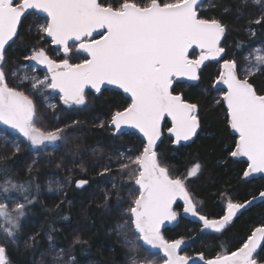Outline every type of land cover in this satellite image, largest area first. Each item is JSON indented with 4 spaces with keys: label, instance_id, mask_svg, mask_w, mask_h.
Returning <instances> with one entry per match:
<instances>
[{
    "label": "snow or ice",
    "instance_id": "obj_1",
    "mask_svg": "<svg viewBox=\"0 0 264 264\" xmlns=\"http://www.w3.org/2000/svg\"><path fill=\"white\" fill-rule=\"evenodd\" d=\"M251 2L262 9L257 18L249 20L247 30L255 35L252 25L264 27V0ZM241 3L247 4L248 0H241ZM199 6L200 0H147L146 3L118 0L117 4H106L102 0H0V124L16 130L27 142L28 150L58 147L70 127L42 130L38 121L44 119L47 111L39 110L29 90H20L22 81L10 86V78H16L18 73L6 71V46L10 41L14 42L22 17L30 10L46 14L44 22L36 25L37 32L42 40L50 38L64 57L50 58L43 47L33 48L30 55L24 56L26 61L46 66L51 74L44 79L33 77L30 90L43 96L42 104L46 110L54 112L57 104L52 102L55 96L45 95L42 89L58 93L60 103L69 106L85 105V89L90 87L99 93L105 84L122 89L131 98L127 107L115 111L110 118V126L117 133L127 126L143 137L141 148L120 152V159H127V163L120 165L121 178L127 173V179L136 186L129 194L130 206L121 213L123 222L115 226L129 248L130 264H157L158 259H163V264H188L189 257L177 253L184 240L169 241L161 235V225L165 221L171 223L178 219V213L173 210V203L178 198L184 201L183 212L201 223L202 231L218 234H222V230L245 208V203L229 200L223 216L209 219L200 214L186 186L187 178L196 176L200 165L195 164L187 177H181L172 176L159 161L157 148L161 121L165 117L172 122L168 132L174 137L173 144L191 140L200 127L198 105L173 94L174 80H199V70L204 62L223 59L226 52L221 41L227 25L217 18H202L198 14ZM237 12L242 14L239 8ZM94 33L100 38L96 39ZM194 47L200 49V55L190 59L189 50ZM73 48L77 53L85 54L79 63L70 62ZM256 52V64L248 69L243 79L237 74L236 61L223 59L213 85L226 87L222 102L227 108L229 127L237 134L235 149L229 155L246 158L244 177L264 173V95L258 94L250 82L264 65V54L259 49ZM78 123L73 121L71 126ZM99 126L104 127V122ZM13 147L16 152L21 151L19 141H14ZM28 170L31 171V165ZM81 170L86 171L85 168ZM110 171V166L105 165L98 175L104 176ZM75 183L77 188H83L89 181L79 179ZM112 187L115 189L117 185L113 183ZM52 190L49 185V191ZM11 191L25 194L29 186L13 183L11 179L0 184V193H3L0 198V220L3 221L0 222V238L15 242L20 220L26 214L25 208L34 202V198L23 195V202H16L9 208L3 201L10 199L8 193ZM259 196L264 199V191ZM108 200L105 193V208ZM121 200L117 195V206ZM48 239L51 241L52 237ZM262 242L264 224L254 228L235 251L211 259L200 255V259L204 264H259L257 255ZM141 248L143 258L138 252ZM0 264H10L7 249L2 244Z\"/></svg>",
    "mask_w": 264,
    "mask_h": 264
},
{
    "label": "trees",
    "instance_id": "obj_2",
    "mask_svg": "<svg viewBox=\"0 0 264 264\" xmlns=\"http://www.w3.org/2000/svg\"><path fill=\"white\" fill-rule=\"evenodd\" d=\"M102 2L117 4L118 0ZM138 2L146 3L147 0ZM238 8L242 14L238 15ZM261 11V7L251 0L247 4H242L241 0H214L208 7L199 9L202 18H217L227 25L221 41L226 49L223 59L236 61L237 74L245 54L258 48L264 54V27L252 25L255 35L247 30L249 20L257 18ZM32 18L41 17L35 13L26 14L19 24L18 36L6 48V71L18 73L16 78H10V85L17 84L18 76L25 74L29 80L22 83L20 90H29L39 110L47 111L45 125L48 128L70 127L58 147H41L37 153L27 151L24 141L20 142L21 151L16 152L0 139V184L11 179L13 183L29 186L25 194L11 191L8 193L10 199L5 202L12 208L15 206L10 203L13 198L18 202H23V195L34 198V202L25 208L26 214L20 220L15 242L0 238V244L6 247L10 264H130L129 248L115 226L123 222L121 213L130 206L129 194L136 186L127 179V173L121 178L120 152H127L130 147L141 148L142 142L133 133L116 134L110 123L100 127L96 122L98 118L110 122L111 115L127 107L128 100L113 90H105L99 95L86 92V109L60 104L53 113L46 110L42 104L43 96L30 92L29 81L33 74L24 59L37 44L49 43L34 32L32 21L35 19ZM73 57L83 59L80 53ZM220 71V64L210 62L201 68L195 84L174 83V94L198 105L200 130L192 143L176 146L165 134L169 128L165 122L157 148L160 164L168 168L172 176L187 177L195 164L200 165L198 174L187 178L186 186L193 201L199 204L200 214L209 219L223 215L224 198L244 203L264 191V177H244L245 160L229 155L235 149L237 137L229 127L222 92L213 86ZM250 82L258 94L264 95V65ZM73 121L79 123L71 126ZM105 165H109L111 171L104 176L98 175ZM79 179L88 180V185L77 189L75 182ZM113 183L117 188L112 187ZM49 185L53 189L51 192ZM105 193L109 196L107 208L103 206ZM117 195L122 198L119 206ZM175 209L180 210V205L177 204ZM261 224H264V202L246 210L222 234L201 232L198 224L180 217L175 225L163 230L162 236L169 241L185 240L187 245L183 254L187 257L203 255L205 259H211L235 251L251 234L252 228ZM58 252L61 257H57ZM138 252L144 253L142 248ZM257 259L259 264H264V245Z\"/></svg>",
    "mask_w": 264,
    "mask_h": 264
},
{
    "label": "rangeland",
    "instance_id": "obj_3",
    "mask_svg": "<svg viewBox=\"0 0 264 264\" xmlns=\"http://www.w3.org/2000/svg\"><path fill=\"white\" fill-rule=\"evenodd\" d=\"M213 1L214 0H205L204 3H203V5L200 8H206V7H208L209 5H211L213 3ZM17 2H19V0H17ZM32 19H35V18H32ZM35 20L32 21L33 22L32 23V29L34 30V32L36 34H38L36 25H37V23H43L44 22V19L43 18H40V19L36 18ZM38 35L41 36V34H38ZM40 47H43V48H45L47 50V54L49 53L48 55L50 56V58L57 59V60L64 58L63 57V53H60L58 51V48H56L55 45H53L51 43V41H49V43H47L46 45L43 44V43L42 44H37L33 48H35L36 50H39ZM33 48L26 55H30L31 54V51L33 50ZM258 49L261 51V54H262V50L260 48H258ZM256 50L257 49H254L251 52H248L247 54H245L243 56V59H242V62H241V66L239 67V72H238V75L242 79L247 74L248 69L251 68L252 66H254L256 64V61L254 59L255 55L257 54ZM75 53H77V52H76L75 48H73V52H72L71 57H70V62H72V63H75L74 60H76V61L82 60V58H80V59L74 58L73 56H74ZM199 55H200V51L193 50V51L190 52L189 58L190 59H194V58H197ZM25 62L27 63L26 64L27 65L26 67H28V69L31 70V72L33 74V76L31 77V80L29 81L30 87H31V84H32V78L33 77H36L38 79H44L45 76H49L50 75V73L48 72V69H47L46 66H43V65H35V62H32V61H26L25 60ZM210 62H216V63H218L220 65L223 63V62H221V58L210 59V60L205 61L204 64L201 66V68L204 67L206 64H208ZM34 68H35V70H34ZM201 68H200V70H201ZM39 71L40 72L42 71L43 73L40 74ZM17 80H18V83H20L21 81L22 82H25V81H27L29 79H28V77L25 74L22 73V74H20L18 76V79ZM44 94L45 95H48V94L53 95L50 89H47V91H45ZM53 96H55V95H53ZM52 102L53 103H56L57 104V107L60 106V104H61L60 101H59V96H55V99ZM129 103L130 102L127 101V106H128ZM87 104H88V101L86 99V104L83 105V106H77V108H79V109L80 108L81 109H86L87 106H88ZM61 105H63V104H61ZM65 106H67V105H65ZM52 113H53V111H52ZM96 122H97V125H100L101 122H104L106 124L107 123H110L109 121L106 120V122H105L103 119H100V118H98V120H96ZM45 124H46V121H44V119L38 121V126L41 127L42 130H44V131L51 130V128H48ZM0 127H1L0 128V139H2L5 144H10L11 145V146H9L10 148L13 147V142L14 141H19L21 143H22V141H24V138L22 136H20V134L16 130L9 128L8 125L0 124ZM168 133L169 132H168V129H167V131H166L165 134L168 135ZM11 136H13V138H11ZM24 144L26 146V150L28 151L27 142L24 141ZM130 148L131 149H138V148H134V147H130ZM130 148H128V149H130ZM128 149H127V151H128ZM31 152L37 153V151H31ZM38 153H41V152L38 151ZM120 161L123 162V163H127V159H120ZM2 197L3 196L0 195V198H2ZM228 201H229V199L227 197L222 200V206H223V208H225V206H226V204H227ZM3 202H5V201H3ZM16 202H18V201L13 198V200H11L10 203L11 204H15ZM195 203L197 205V208H199L198 207L199 204L196 201H195ZM180 209H181V207H180ZM173 210L178 213V219H177V221L171 222L170 223V226H173V225H175L178 222L179 217H180V213H181V210H178V209H173ZM261 225H258V226H261ZM254 228H256V227H253L252 229L254 230ZM201 232H203V231H201ZM121 237H122V240L124 242V237H123L122 234H121ZM186 245H187V243L184 240V243L182 244V248L184 249ZM57 254H58L57 257H61V255H60L59 252ZM139 255L141 256V258L144 257V253L143 254H139ZM157 264H163V259H158Z\"/></svg>",
    "mask_w": 264,
    "mask_h": 264
},
{
    "label": "water",
    "instance_id": "obj_4",
    "mask_svg": "<svg viewBox=\"0 0 264 264\" xmlns=\"http://www.w3.org/2000/svg\"><path fill=\"white\" fill-rule=\"evenodd\" d=\"M204 1H205V0H200V6H199V9H200V7L203 5ZM29 12H34L36 15H38L39 17H41V18H43V19L46 18V14H44V13H40V12H37V11H34V10H30ZM29 12H28V13H29ZM94 37H95L96 39H99V38H100V37H99V34H97V33H94ZM46 39L50 41V38H46ZM11 43H12V42L10 41V42H9V45H10ZM9 45H7L6 48H7ZM55 47L57 48V46H55ZM192 50L200 51L199 48H195V47H194L193 49H190V50H189V53H190ZM80 54H81V56L84 58V55H85V54H83V53H80ZM199 73H200V70H199ZM50 75H51V74H50ZM50 75H49V76H50ZM174 82H177V83H187V84H189V85H193V84H195L197 81H191V80H188L187 78H176V79L174 80ZM216 87H217L218 89H220L221 92L226 91V87H225L224 85H222V84H221V85H217ZM105 90H113V91L120 92V93H122V94H123L128 100H129V102L131 103V98H130L126 93H124L122 89H119V88H117V87L114 86V85H107V84L102 85V86H101V91H100L99 93H97L94 89H91L90 87H89V88H86V89H85V92H90V93H92V94L99 95V94H101L102 92H104ZM52 94L55 95V96H59L58 93H52ZM173 94H174V93H173ZM174 95H177V94H174ZM223 104H224V103H223ZM71 106H73V105H71ZM74 106H76V105H74ZM224 107H225L226 114H227V108H226V105H225V104H224ZM164 122H167V123L169 124V126L172 127L171 119L168 118V117H165L164 120L161 121V128H162V125H163ZM111 127H112V129L116 132V134H118V135H120V134H124V133H133V134H135V135L141 140V142L143 141V137H142V135H141L136 129H133V128H130V127L124 126V127L122 128V130H121L119 133H117V130H115V128H114L113 126H111ZM170 127H169V128H170ZM231 131H232L233 135H235V136L237 137V134L234 133V131H233L232 129H231ZM198 133H199V128H198V130H197L196 135L193 136V138H192L191 140H189V141H181L179 144H174V145H176V146H180V145H188V144L192 143V142L196 139ZM169 136L172 138V140L174 139V137L172 136V134L169 133ZM160 140H161V137H160ZM160 140L158 141V145H159V143H160ZM242 158H243V159L245 160V162L247 163L246 158H244V157H242ZM251 177H255V178H258V177H264V173H256V174H253ZM87 185H88V184H87ZM87 185H85L84 187H86ZM75 186H76V185H75ZM84 187H83V188H84ZM76 188H77V187H76ZM83 188H77V189H83ZM259 194H260V193H259ZM259 194H258L257 196H255V197H253V198H251V199L248 200V201H252L251 204L246 203V202H248V201L244 202V203H245V208L242 209V210L237 214V216H235V217L233 218V220H235L236 218H238L241 214H243V213H244L246 210H248L250 207H252V206H254V205H256V204H259V203L264 202V199L260 198ZM254 198H255V199H254ZM177 202H178L179 204L182 205L181 217L184 218V219H186V220H189V221H191V222H193V223L198 224V225L202 228V224L199 223V222H197L196 219H195L194 217H192L191 215L186 214V213L183 212L184 201L178 198V199H177ZM173 205H174V203H173ZM223 215H224V213H223ZM223 215H222V216H223ZM230 223H231V222H230ZM169 226H170V223L167 222V221H165L164 224L161 225V235H162L163 230H165V229H166L167 227H169ZM226 227H227V226H226ZM258 227H259V226H258ZM222 231H223V230H222ZM205 232L215 233V232H212L211 230H205ZM263 245H264V242H262L261 248L263 247ZM261 248H260V249H261ZM260 249H259V250H260ZM259 250H258V252H259ZM182 252H183V248H182V246H181V248H179V249L177 250V253H178V255L184 256ZM160 255L162 256V253H161ZM164 259H166V258H164ZM188 264H204V261L200 259V255H195V256H193V257H189Z\"/></svg>",
    "mask_w": 264,
    "mask_h": 264
},
{
    "label": "flooded vegetation",
    "instance_id": "obj_5",
    "mask_svg": "<svg viewBox=\"0 0 264 264\" xmlns=\"http://www.w3.org/2000/svg\"><path fill=\"white\" fill-rule=\"evenodd\" d=\"M29 13H34V12H29ZM38 16V15H37ZM25 17V16H24ZM24 17H22V19L24 18ZM19 27V26H18ZM193 51V50H192ZM190 54V53H189ZM174 83H177V82H174ZM174 83H173V85H174ZM187 84V83H186ZM86 93V92H85ZM124 96V95H123ZM125 97V96H124ZM126 98V97H125ZM127 99V98H126ZM128 100V99H127ZM129 101V100H128ZM67 106H69V105H67ZM78 105H76V106H69V107H71V108H73V107H77ZM227 115V114H226ZM165 123V122H164ZM163 123V124H164ZM167 123V122H166ZM170 127V126H169ZM162 128H163V125H162ZM162 128H161V135H162ZM231 129V128H230ZM199 130H200V127H199ZM232 132V131H231ZM233 134V133H232ZM168 135H169V133H168ZM235 136V135H234ZM161 138H162V136H161ZM173 141V140H172ZM240 158H242V157H240ZM243 159V158H242ZM244 160V159H243ZM180 205V207H181V212H182V205L181 204H179L178 202H177V200L174 202V205H173V209H175V206L176 205ZM224 213V212H223ZM180 217H181V213H180ZM179 217V218H180ZM182 218V217H181ZM189 221V220H188ZM201 228V227H200ZM202 229V228H201ZM203 232H205V231H203ZM205 233H209V232H205ZM183 253V252H182ZM184 255V254H183ZM185 256V255H184ZM195 256V255H194ZM193 257V256H192Z\"/></svg>",
    "mask_w": 264,
    "mask_h": 264
}]
</instances>
